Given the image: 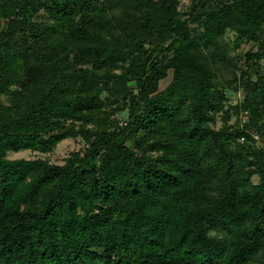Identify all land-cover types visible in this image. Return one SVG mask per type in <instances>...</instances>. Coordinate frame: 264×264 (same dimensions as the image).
Returning <instances> with one entry per match:
<instances>
[{"label":"trees","instance_id":"16d2710c","mask_svg":"<svg viewBox=\"0 0 264 264\" xmlns=\"http://www.w3.org/2000/svg\"><path fill=\"white\" fill-rule=\"evenodd\" d=\"M180 6L0 0V264H264V0Z\"/></svg>","mask_w":264,"mask_h":264},{"label":"rangeland","instance_id":"374dc122","mask_svg":"<svg viewBox=\"0 0 264 264\" xmlns=\"http://www.w3.org/2000/svg\"><path fill=\"white\" fill-rule=\"evenodd\" d=\"M190 0H181V10H185L187 6L189 5ZM235 38L233 33L228 34V42L231 44L232 40ZM255 45L253 43H244L241 47L240 54H245L250 49H253ZM231 53L232 50L229 49L228 53ZM234 52V51H233ZM229 53V54H230ZM236 54L238 51L235 52ZM232 54V53H231ZM238 78L236 81H232L231 75L227 69L224 70V72L220 73L219 77L220 80L223 82L224 91L227 95V101H226V109H228V114H226L227 120L222 117V115L219 116L217 127L221 128L224 126V124L228 125H237L238 123H243L244 121L241 119V112L244 110H236V106H242L245 104V97L247 96V89L244 86L243 78H239L240 72H237ZM172 79L171 73L170 75L161 82V87L164 88L167 86ZM130 87L134 88L135 84L134 82L129 83ZM222 114V113H221ZM117 118L120 120L121 123H124L127 118L126 112H117L116 114ZM245 119V118H244ZM258 138V136H257ZM262 141V140H261ZM84 147V141L82 138H66L60 143L57 144V146L54 148L52 152L49 153H42L38 150H22L19 152L9 151L8 152V158L9 159H35L38 157H46L50 161L56 164H63L67 157L70 156V154L75 151L79 150ZM258 177H254V181L258 182Z\"/></svg>","mask_w":264,"mask_h":264}]
</instances>
